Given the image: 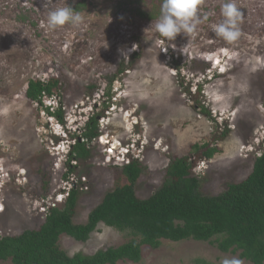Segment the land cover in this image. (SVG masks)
<instances>
[{"label":"rangeland","instance_id":"374dc122","mask_svg":"<svg viewBox=\"0 0 264 264\" xmlns=\"http://www.w3.org/2000/svg\"><path fill=\"white\" fill-rule=\"evenodd\" d=\"M225 2L203 0L208 19L169 41L155 28L163 0H0V238L39 228L72 187L80 192L74 221L86 222L107 192L127 183L121 169L130 158L142 167L140 198L162 185L176 157L191 156L205 195L250 174L264 140V0H235L242 18L231 44L212 31ZM70 5L83 24L49 29V13ZM52 78L54 96L42 105L27 97L31 79ZM59 106L64 123L48 113ZM93 115L100 136L87 160L71 161V173L69 152ZM107 140L119 147L113 154ZM196 144L219 152L207 159ZM129 239L99 223L87 241L64 234L60 245L69 255L94 254ZM198 259L253 264L194 239L143 245L140 262L118 264Z\"/></svg>","mask_w":264,"mask_h":264},{"label":"trees","instance_id":"16d2710c","mask_svg":"<svg viewBox=\"0 0 264 264\" xmlns=\"http://www.w3.org/2000/svg\"><path fill=\"white\" fill-rule=\"evenodd\" d=\"M58 88L56 78L31 79L27 97L42 105L44 97L54 96ZM48 113L64 123L62 106L53 112L48 109ZM99 136L98 119L93 115L80 136L83 140L75 137L67 159L69 172H74L70 167L72 160H87L91 156L88 143ZM203 148H206L203 156L207 159L219 152L218 147L208 144L193 146L196 152ZM194 167L191 156L174 158L162 185L149 197L140 198L136 185L142 167L137 159L130 160L121 169L127 183L118 184L107 192L84 223L74 221L80 192L72 187L61 207L48 208L39 228L0 238V261L12 264L138 263L142 260L143 245L159 248L164 240L194 239L214 244L224 253H238L240 258L253 264H264V140L263 150L255 158L250 174L240 182H230L216 195L203 194ZM99 223L127 231L131 239L94 254L69 255L61 247L62 235L85 242ZM197 264L214 263L198 259Z\"/></svg>","mask_w":264,"mask_h":264},{"label":"clouds","instance_id":"9594fccd","mask_svg":"<svg viewBox=\"0 0 264 264\" xmlns=\"http://www.w3.org/2000/svg\"><path fill=\"white\" fill-rule=\"evenodd\" d=\"M202 5L203 0H163L160 17L155 24L156 30L162 37L169 41L175 40L177 35L181 33L189 36L201 23L202 19H208L207 14L201 11ZM221 15L223 21L213 25L212 31L217 37L231 44L237 41L240 36L239 24L241 22L242 12L235 3V0H226L221 5ZM83 21L84 17L82 14L70 5L51 11L48 15L46 26L51 30H56L66 24L78 27L83 24ZM134 49L133 47L132 50ZM125 53L127 52H122L124 56ZM110 142V140H107L105 144L108 146V149H111V153L113 154V150L119 147L113 149L107 145ZM132 159L130 158L129 161ZM69 190L67 191V196ZM225 264H228V262L225 261ZM232 264H238V262L232 261Z\"/></svg>","mask_w":264,"mask_h":264}]
</instances>
